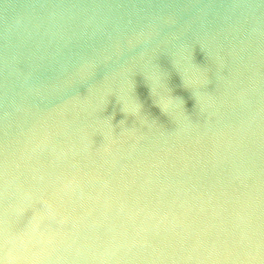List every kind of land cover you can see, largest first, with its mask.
Here are the masks:
<instances>
[{"label": "water", "instance_id": "obj_1", "mask_svg": "<svg viewBox=\"0 0 264 264\" xmlns=\"http://www.w3.org/2000/svg\"><path fill=\"white\" fill-rule=\"evenodd\" d=\"M0 264H264V0H0Z\"/></svg>", "mask_w": 264, "mask_h": 264}]
</instances>
